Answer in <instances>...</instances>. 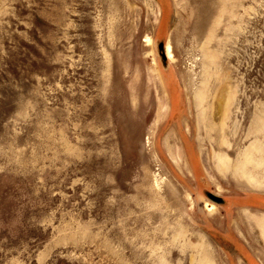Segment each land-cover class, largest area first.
Here are the masks:
<instances>
[{
  "label": "rangeland",
  "instance_id": "374dc122",
  "mask_svg": "<svg viewBox=\"0 0 264 264\" xmlns=\"http://www.w3.org/2000/svg\"><path fill=\"white\" fill-rule=\"evenodd\" d=\"M0 264H264V0H0Z\"/></svg>",
  "mask_w": 264,
  "mask_h": 264
},
{
  "label": "water",
  "instance_id": "95a60500",
  "mask_svg": "<svg viewBox=\"0 0 264 264\" xmlns=\"http://www.w3.org/2000/svg\"><path fill=\"white\" fill-rule=\"evenodd\" d=\"M210 198L214 201V202H216V203H222V200L221 199H219V198H216V197H214V196H210Z\"/></svg>",
  "mask_w": 264,
  "mask_h": 264
},
{
  "label": "bare ground",
  "instance_id": "6f19581e",
  "mask_svg": "<svg viewBox=\"0 0 264 264\" xmlns=\"http://www.w3.org/2000/svg\"><path fill=\"white\" fill-rule=\"evenodd\" d=\"M166 53H167V56L168 57H170L171 55H170V53H171V47L170 46H166ZM214 207L212 206V209H213Z\"/></svg>",
  "mask_w": 264,
  "mask_h": 264
}]
</instances>
